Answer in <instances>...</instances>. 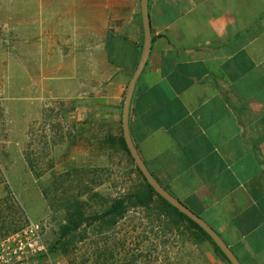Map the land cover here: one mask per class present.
<instances>
[{
    "label": "crops",
    "instance_id": "crops-1",
    "mask_svg": "<svg viewBox=\"0 0 264 264\" xmlns=\"http://www.w3.org/2000/svg\"><path fill=\"white\" fill-rule=\"evenodd\" d=\"M34 5L38 70L64 76L66 98L82 99V120L111 119L120 138L144 42L141 0ZM148 11L152 44L130 104L133 143L157 181L241 264H264L261 0H148ZM202 239L186 246L181 263L231 264Z\"/></svg>",
    "mask_w": 264,
    "mask_h": 264
},
{
    "label": "rangeland",
    "instance_id": "rangeland-1",
    "mask_svg": "<svg viewBox=\"0 0 264 264\" xmlns=\"http://www.w3.org/2000/svg\"><path fill=\"white\" fill-rule=\"evenodd\" d=\"M34 4L0 0V239L35 220L71 264H183L186 246L202 236L168 216L157 196L118 219L92 218L144 180L115 122L82 120V99L62 91L65 77L38 70Z\"/></svg>",
    "mask_w": 264,
    "mask_h": 264
},
{
    "label": "water",
    "instance_id": "water-1",
    "mask_svg": "<svg viewBox=\"0 0 264 264\" xmlns=\"http://www.w3.org/2000/svg\"><path fill=\"white\" fill-rule=\"evenodd\" d=\"M141 16L144 28V42L142 46L141 55L135 70L127 84L125 96L122 106V116H121V126H122V136L128 152L133 159L134 164L141 172L142 176L145 178L147 183L154 189V191L161 196L164 200L170 203L172 206L177 208L181 213L186 215L188 218L193 220L198 226H200L212 239V241L219 247L222 253L226 256L231 264H241L237 257L233 254L231 249L221 238V236L200 216L194 213L191 209L185 206L181 201H179L172 193H170L166 188H164L157 179L153 176L150 170L147 168L146 164L139 155L135 144L133 143L130 128H129V111L131 99L133 96V91L137 79L139 78L150 53L152 44V34L148 11V0H141Z\"/></svg>",
    "mask_w": 264,
    "mask_h": 264
},
{
    "label": "built area",
    "instance_id": "built-area-1",
    "mask_svg": "<svg viewBox=\"0 0 264 264\" xmlns=\"http://www.w3.org/2000/svg\"><path fill=\"white\" fill-rule=\"evenodd\" d=\"M0 264H71L51 252L41 222L29 220L0 239Z\"/></svg>",
    "mask_w": 264,
    "mask_h": 264
},
{
    "label": "trees",
    "instance_id": "trees-1",
    "mask_svg": "<svg viewBox=\"0 0 264 264\" xmlns=\"http://www.w3.org/2000/svg\"><path fill=\"white\" fill-rule=\"evenodd\" d=\"M118 141L122 145L123 149L129 154L128 149L125 145L123 136L121 135L120 138H118ZM130 156V154H129ZM131 157V156H130ZM132 159V158H131ZM133 160V159H132ZM139 174L142 176L141 172L136 167ZM144 180V185L141 189L135 192H130L128 194H125L124 196L114 198L110 205L105 208V210L99 214L94 215L92 218L94 220L98 219H104L105 217H114L115 219H118L124 215V213L127 211L130 207H146L151 204L154 197L157 196L161 202V204L164 206L165 213L175 219L176 222L180 221H186L188 225H190L192 228L197 230L206 240H208L216 253L223 256L226 260V256L222 253V251L219 249V247L212 241V239L208 236V234L200 227L198 224H196L193 220L188 218L186 215L181 213L177 208L172 206L170 203H168L166 200H164L161 196H159L154 189L147 183L145 178L142 176ZM66 235V232L63 231V236ZM49 249L51 252H55L56 248L53 246H49Z\"/></svg>",
    "mask_w": 264,
    "mask_h": 264
}]
</instances>
